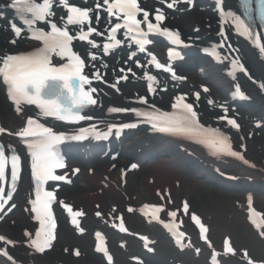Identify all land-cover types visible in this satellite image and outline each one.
Segmentation results:
<instances>
[{"label": "bare ground", "instance_id": "obj_1", "mask_svg": "<svg viewBox=\"0 0 264 264\" xmlns=\"http://www.w3.org/2000/svg\"><path fill=\"white\" fill-rule=\"evenodd\" d=\"M151 1L152 3H156L152 6H161V0ZM206 5L210 6L209 3H206ZM199 6L200 10L197 8V14L187 13V16L182 15L180 18L175 17L176 20H172V25L176 28H179L186 34V36L191 35L192 26H199L200 32H202L207 39H210L212 34H214V38L218 39L215 34L219 31L218 25H216V15L210 11V9L205 10L203 6ZM7 21L8 19H6L4 23L0 22V54L1 52L3 53L9 49H18L21 47L19 42L15 45L10 43L9 37L7 35L9 33L6 30ZM222 37L223 36L220 35V38L224 39L226 42L225 46L222 48L224 49L223 54L227 56V60L224 62H229V60L230 62H237L242 67V73L236 74L232 78V83L229 84L226 83L222 77H219V73L217 75L214 72H210V70L206 68V64H203L205 65V71L200 72H204L206 78L202 79L199 74L196 73L197 71L188 73L187 80L182 81L179 86V92L177 93L188 92L189 89L196 88V86L201 82H203V86L210 87L211 92L210 94L206 95V97L207 100L213 101L212 111L209 112V107L204 103L199 104V108L205 118L216 122V119L219 120L223 114V111L219 110V107L224 106L226 108L228 103L227 100L231 98V92L229 91L228 93L227 89L237 88L240 91H245L247 97V101H244L239 105L249 104V107L252 110H254L256 107L257 110H255L254 117H258L259 122H264L263 59L260 57L258 59L253 49H251V47L240 38L230 34L227 37ZM123 62H126V60H124L121 55H118L117 57L110 60V65L108 66L102 62H100V67L96 64V67L93 71L98 70L100 72H104L102 78H106V82L114 81L113 83H115V81H118L122 76V73H120L118 69L122 68L124 72L128 71V67H126ZM197 62H200V60ZM231 64L233 63H230V65ZM217 68L219 71L226 72L225 66L221 67L218 65ZM243 71L247 73V77H245ZM178 73L180 78H185L184 70L179 69ZM245 78L247 81L243 82V79ZM165 82L168 84L167 86H171L170 83L167 81ZM187 84L189 87H187ZM141 85L138 83L132 84L129 87L126 85L124 87L120 86L117 91H108L107 94L110 95L113 100L118 99L122 102L124 100H130L131 98L135 99L137 93H140L143 90ZM170 90L171 92L168 89L167 93H173L176 90L175 86L172 89L170 88ZM224 92H226L228 98L224 96ZM168 96L169 95H166L167 98ZM171 102L172 101L170 99V103ZM166 103L167 102L165 99V102H162V105L164 106ZM157 104L160 103L157 102ZM237 112L240 115L241 112L239 110ZM30 115V109H21L19 112H17L16 107L9 104L0 79V119L9 131V134L13 137L7 138V141H10L14 144L15 142L16 144L21 142L23 138L19 135V132L24 128L25 123ZM246 120L248 119L243 117V121ZM141 136L142 134H135L127 137L125 144L127 145L126 150H122V152H128V150L130 151L132 149L133 151H141ZM147 141L148 140H146V142ZM14 144H11V146L20 153V148ZM232 146L234 151L243 156V160L232 156L231 158L226 159L229 161L227 162L226 160L213 156L194 154V158L186 156L175 159L170 158V160L167 162L162 161L159 164L153 163L152 161H147L146 164L140 167H133L134 164H131L127 158L121 156L117 157L115 160L109 158V160H102L96 163L92 167V174H80L78 176L72 175L71 179L73 184L71 188L64 190L58 189V196L60 199L64 198L66 203L71 204L72 202L70 199H72V197H68L67 199L70 198L69 200H66L65 198L69 195V193L75 192V194H79L82 193V191L85 192V194L83 192V195L76 197V200L79 202L77 206L81 207V209L84 210L83 213L86 215L84 222H86L87 231L85 230V234L80 238H77L75 235L74 237L70 235L71 233L68 221L62 216L66 214V212H60L58 216L61 225L60 240L54 243V247L49 253L39 256L34 254L33 249L30 247L36 228L29 215L32 195L28 193V190L20 188L21 191H17L16 197L13 198L14 203L18 207L15 209L13 214L4 219L0 218V236L5 237L6 241H11V243L0 241V261H15L16 264H106L105 262H102L99 256L94 255L91 251H89V247L91 248L93 242L89 233L90 226L97 225L98 227L107 230L106 227L101 226V221L96 220L95 218L91 219V217L96 212L103 214L101 219L107 220V223H111L117 227H121V224H123V227L127 229V231H121V234L111 238V242L114 243L113 247H115V250L113 249L114 252L112 251L115 257L113 264H129L128 258L130 255L135 253L134 257H136L139 256L137 253L143 254L141 250L142 246L147 243L149 244L147 249L156 253H159L158 250H160L161 255L163 253L164 259H167V263L172 264V260L174 261L177 258V264H183L185 258H179V255H172L170 252H165L163 249H160L161 243L151 231L152 226L149 225L147 228L138 230L137 232L133 231L137 225L136 216L139 212L138 207L147 204L146 202L148 200H153V202L157 203V205L163 209H172V211L177 213L176 216H181V212H185L184 204L187 203L188 210L186 213L188 215H195L197 218L202 217L204 220L210 219V216L212 215L211 212H209L210 214L206 212L200 213L201 209H199V200L195 196V193L198 192V189L203 186L204 183L202 182L206 181L205 176L201 177L199 174L200 172L196 169L198 166L203 168L201 165L204 167H209L211 170L210 172L208 168H203L204 173L208 177L210 176V173L211 176L214 174L219 176L220 172H223V174L229 177L225 178V181L227 184H230V188L223 190L222 194H225L224 192L233 191L238 193L240 191L242 192L246 184L244 187H242V189H240L242 185H237L234 187L231 185V183L235 180H242L244 178L251 180L253 184L255 183L262 185L261 187L263 190L261 191V194H264V134L255 128L250 129L248 133H244V130L240 129L239 138L233 142ZM153 147L155 148V153H158L161 150L172 153L173 143L170 144L157 142L156 145H153ZM245 160L248 161V163H245ZM199 163H201V165ZM192 173H194V178L191 177ZM103 174L104 177L107 176L108 179L102 178ZM187 176H190V178L186 179ZM195 176L200 178L201 181L197 180ZM81 180L83 184L80 183ZM103 181L112 183L113 187H105L104 185L107 183H104ZM96 188L100 190L99 193L96 191ZM213 191L214 192L211 194L212 197L219 196V193H217L215 190ZM24 193L27 195V198L25 199V202L26 200L28 201L27 206L25 203H19L18 201L19 196ZM199 195L202 200L207 198V196L209 197V195L202 190ZM171 198H175L177 203H175ZM237 202H240L241 204L240 207L237 205L236 211H241L243 214L245 211L250 210L248 200L246 201L239 199ZM257 207L258 205L251 201V210ZM126 208H130L132 211L127 213L125 210ZM260 209L261 208H259V211ZM261 210L264 212V208ZM18 214L20 217H18ZM127 217H129V219ZM165 219H168V217L165 216ZM61 221L65 224H61ZM92 229H94V227H92ZM196 229L198 232H201L198 227ZM81 232L83 233V231ZM189 232L191 233V231ZM257 233L264 234L262 233V229H258ZM228 234L229 233L226 235ZM225 237L227 238V236ZM136 241L141 243L140 247L136 245ZM231 248L233 249L231 252L232 261H243L242 257L245 259L244 252L240 253L236 251L232 245ZM3 251L8 252V254L12 257L11 261L2 254ZM214 253L215 257H212L213 262L215 261L220 262L219 264H227L228 259H226V261L223 259V251L212 249L211 256H213ZM144 260L145 261L143 264H165L162 258L158 256L150 257V260L144 257Z\"/></svg>", "mask_w": 264, "mask_h": 264}, {"label": "snow or ice", "instance_id": "obj_2", "mask_svg": "<svg viewBox=\"0 0 264 264\" xmlns=\"http://www.w3.org/2000/svg\"><path fill=\"white\" fill-rule=\"evenodd\" d=\"M165 2V0H161ZM219 2V0H218ZM264 4V0H260ZM67 9L66 23L63 26H58L57 23L52 22L50 19L54 16L53 0H11L10 6L16 9L17 15L23 20V23L32 28L33 25H37L41 22H46L50 28L49 31L42 30L37 27L34 31L37 33L35 39L41 40L43 46L32 52H20L15 55L0 56V79L8 86V96L15 103L16 111L21 110V105H35L45 116L56 117L60 120L79 122L84 119H91V117L81 114V109L85 106L94 105L97 103L96 99L90 93L96 91L95 88L85 90L82 85L90 84L88 77L81 75L84 61L80 55L73 50V41H87L93 48L99 47L94 39L89 37L96 33V35H104L103 32H98L97 29L91 26L90 12L92 9L81 8L72 6L68 3V0H59ZM240 3L244 6L251 4V0H240ZM175 0L167 3L168 8H173ZM102 5L107 6L105 11L108 13L109 18L116 16L117 20H123V23H115L114 27H111L108 33V39L114 41L113 43H104L103 51L108 53L109 49L121 44V40L117 39L116 33L120 29H124L125 37L136 38V44L139 45L140 51H145V45L151 43L147 39L149 33L160 31L161 34L168 36L172 43H181L178 33H172L168 29H159L158 24H153L149 19L148 11H144L138 4V0H102ZM101 3H97L96 7L100 8ZM143 11V18L137 19L138 13ZM264 15V10H262ZM64 20V17H61ZM96 22L99 23V15H95ZM164 16L159 10L155 16L156 21H161ZM237 19V24L240 26L244 33L249 34V27L246 26V22ZM145 24L147 31H145L141 25ZM70 26L74 27L79 35L70 33ZM85 26L87 30L85 31ZM11 30L15 32L18 37L22 29L16 26L15 23L11 25ZM12 43H16L13 39ZM261 51H264V46L261 47ZM53 55L59 57L60 61L67 60V63H61L59 66L52 64ZM92 59L95 60L94 54ZM135 55V52L131 53ZM171 55V53H170ZM152 61L157 68H165L164 65L156 61V57L152 56ZM166 71H171L170 68H165ZM124 70L121 69V72ZM131 71V69H128ZM174 75V74H173ZM146 79L149 82H154L155 78L152 75L145 73ZM126 79V77H121ZM78 81L73 84V81ZM119 81H117L118 83ZM115 87V85H113ZM149 91H154L152 84H149ZM205 91L207 89L205 88ZM239 92V89H237ZM199 94L197 93V98ZM183 97L177 99V103L172 107L174 109L180 108V112H136L137 116H144L146 119L153 121L154 127H157L159 131L170 133L177 136H183L189 139H196V142L204 144L208 147L213 155H229L237 157L243 160L238 152L232 149V145L227 136L223 135L219 129L205 128L200 124L197 119V113L193 111V107L189 103H182ZM64 101H67L66 103ZM142 103H147L144 98H141ZM209 103L213 101L209 100ZM110 112H122L126 109L113 107L109 109ZM235 125V121H229ZM115 125L108 126V132H100L95 126L92 128H81L77 135L68 137L63 132H56L52 127L45 126L42 123H38L33 119L27 121V127L23 128L19 135L21 137L31 138L27 144L29 153L32 158V176L36 181L37 189L35 193V199L31 201L33 207L32 211L36 214V219L40 221L41 230L45 229L46 222L51 220V214L49 212V206L53 200V193L50 191H43L42 185L47 180H64V176L56 175L55 170L65 166L63 159L58 151L57 146L66 139L82 140L89 135L94 136L96 139H107L112 132V128ZM120 127L129 128L135 127L134 124H123ZM238 127V125H237ZM2 131V130H0ZM119 135V132H117ZM11 180L14 186L18 175V166L20 158L15 154V150L11 149ZM248 163V161H244ZM8 160L5 155V149L3 145H0V182L5 179V170ZM136 167V165H133ZM79 171V169H76ZM13 190L5 192L3 187H0V209H3L5 204L12 199ZM250 206V219L257 228L264 226V222H257L253 217L258 216L257 213L251 210V197H249ZM15 207V205H12ZM160 209H157L159 211ZM188 205L184 204V211L187 212ZM71 211V209H69ZM132 211V209H129ZM79 215V213H77ZM99 215V213L97 214ZM172 217L176 216V212L169 214ZM192 219L199 224L198 218L193 215ZM50 227L54 225L49 224ZM168 227V225H165ZM121 231H127L121 224ZM205 229L201 225V234L203 235ZM42 232H36V240L33 244L38 250L43 251L44 245L48 243V240H44L43 244L40 243ZM50 235V233H46ZM183 236V233L177 234V239ZM98 239H101L100 234L97 233ZM0 241L11 243L6 241V238L0 236ZM226 251L232 252L233 249L228 246V242H225ZM105 249L98 247V251ZM2 254L12 260V257L7 251H3ZM107 254V253H106ZM247 256V252L244 253ZM215 257V253L213 254ZM111 256H108L109 264H111ZM14 264V262H13ZM248 264H253L249 259Z\"/></svg>", "mask_w": 264, "mask_h": 264}, {"label": "rangeland", "instance_id": "obj_3", "mask_svg": "<svg viewBox=\"0 0 264 264\" xmlns=\"http://www.w3.org/2000/svg\"><path fill=\"white\" fill-rule=\"evenodd\" d=\"M189 178L190 177H186V179H189ZM80 183L83 184L82 180L80 181ZM261 186L262 185H254L253 191H255L254 192L255 196H257L258 206L260 204L259 208L263 209L264 202L261 199L262 196L260 193V191L263 190V188ZM242 187H244V185H242L240 189H242ZM246 188L247 186H245L243 189H246ZM201 190L205 191V193L208 194L209 197L207 196V198L202 200L199 195ZM213 190L214 189H211L208 186L203 185L201 188L198 189V192L195 193V196L199 200V209H201V211L199 210L200 213L201 212H206L208 214H210L209 212L212 213V215L210 216V219H206V221L208 222L207 233H209V238H207L206 240L211 241L216 247L221 249V245L223 244V241H224V238L222 236L229 233L228 234L229 240L231 242V245L234 246L235 250L240 253H243V252L245 253V251L247 252V256H244L245 259L242 257L243 261H232V259L230 258L228 261H231V262H227V264H236V263L237 264H248L249 259L251 261L257 260L259 263L264 262V238H261L260 236H258L257 234H255L248 228L246 224L247 214L244 215V213L242 214L241 211H236L237 205L240 207V204H239L240 202L239 203L237 202V197L241 199V196L243 197L242 192L244 190H242V192L240 191L239 194L238 193L233 194V192L222 194L223 192H221V190L216 189L215 191L219 193V196L212 197L211 194L214 192ZM96 191H99L98 188H96ZM83 192L84 191H82V193H79V194H75V192L69 193V195L66 197V198L72 197V199L70 198L69 199L72 202L71 206H74L73 209L75 210L76 208H79V210L81 209V207L77 206L79 202L78 200H76V197H78L79 195H83ZM172 200H174V202L176 201L177 203V200H175V198H173ZM149 202H152V201L149 200ZM213 216H214V219H213ZM263 218H264V215H263ZM136 221H137L136 229L141 228L143 225L141 219L139 217L138 218L136 217ZM186 222L187 223H185V221H183L182 219V224L180 225H182V228H183L185 225L188 224L187 228H184L183 230L187 234L188 239L192 245V249L189 251V256L191 257L193 256L195 250L197 251H199V249L203 250L206 247L205 241H203V243L200 241V237L197 235L198 232L195 231L196 227L194 226L196 225L197 227H200L201 225L204 224V220L199 219V222H200L199 224H197L194 220L193 222L186 220ZM188 226L192 229H190ZM188 230L193 232L191 236H189ZM156 235L157 237H159V241L161 245L163 246L161 249H163V251L165 252H170L168 247L166 246L167 244L164 242L162 235L159 232H156ZM59 240H60V235H59ZM110 244H112V242H110ZM89 251H90V247H89ZM158 251L159 253L157 256L162 258L165 264H169L167 263V259H164V256L161 257L160 250ZM203 255L201 259L202 262L205 261L206 258H207V261L211 260V258H208L207 254L203 253ZM131 259L132 257L130 256V260ZM130 262L131 261H129V264H131Z\"/></svg>", "mask_w": 264, "mask_h": 264}]
</instances>
